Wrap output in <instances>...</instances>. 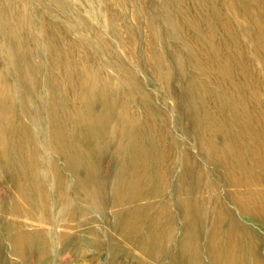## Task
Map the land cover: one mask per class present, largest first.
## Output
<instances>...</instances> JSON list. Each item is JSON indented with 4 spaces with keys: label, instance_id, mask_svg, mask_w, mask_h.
Segmentation results:
<instances>
[{
    "label": "rangeland",
    "instance_id": "374dc122",
    "mask_svg": "<svg viewBox=\"0 0 264 264\" xmlns=\"http://www.w3.org/2000/svg\"><path fill=\"white\" fill-rule=\"evenodd\" d=\"M0 264H264V0H0Z\"/></svg>",
    "mask_w": 264,
    "mask_h": 264
},
{
    "label": "bare ground",
    "instance_id": "6f19581e",
    "mask_svg": "<svg viewBox=\"0 0 264 264\" xmlns=\"http://www.w3.org/2000/svg\"><path fill=\"white\" fill-rule=\"evenodd\" d=\"M180 4V3H179ZM215 4V3H214ZM199 5V4H198ZM212 5V4H211ZM182 9V8H181ZM219 13V12H218ZM186 20V19H185ZM242 23V22H241ZM242 25V24H241ZM185 26V25H184ZM238 27V26H237ZM202 29V28H201ZM237 30V29H236ZM198 41V40H197ZM198 43V42H197ZM256 43V42H255ZM244 47V46H243ZM202 49V48H201ZM195 58V57H194ZM197 61V60H196ZM253 71V70H252ZM235 77V76H234Z\"/></svg>",
    "mask_w": 264,
    "mask_h": 264
}]
</instances>
